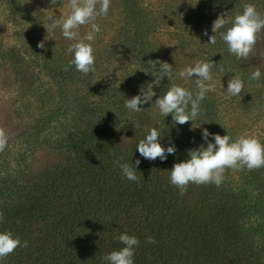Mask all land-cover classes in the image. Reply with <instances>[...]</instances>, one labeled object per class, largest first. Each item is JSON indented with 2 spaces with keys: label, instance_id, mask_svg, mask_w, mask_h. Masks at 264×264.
I'll return each instance as SVG.
<instances>
[{
  "label": "trees",
  "instance_id": "trees-1",
  "mask_svg": "<svg viewBox=\"0 0 264 264\" xmlns=\"http://www.w3.org/2000/svg\"><path fill=\"white\" fill-rule=\"evenodd\" d=\"M136 39L146 67L155 73L158 66L149 63L143 48L146 37L136 34ZM11 57L15 62L17 54ZM164 81L163 91L170 86ZM29 92L40 99L39 118L23 134L24 144L41 134L51 138L21 152L16 167L0 158V229L28 242L3 264H102L105 253L121 246L114 237L122 231L139 240L135 264H264V167L244 169L248 187L232 184L226 169L219 187L189 184L180 195L168 170L186 158L190 138L166 160L150 161L136 150L139 130L126 139L119 129L125 115L120 110L94 119L84 106L71 111L63 105L60 100L68 96L60 98L61 90L55 94L33 85ZM17 113L32 117L36 112L24 104ZM167 132L164 128V146ZM41 147L64 160L34 171L30 164ZM136 159L139 183L124 178L114 163ZM148 236L154 243L146 242Z\"/></svg>",
  "mask_w": 264,
  "mask_h": 264
},
{
  "label": "rangeland",
  "instance_id": "rangeland-1",
  "mask_svg": "<svg viewBox=\"0 0 264 264\" xmlns=\"http://www.w3.org/2000/svg\"><path fill=\"white\" fill-rule=\"evenodd\" d=\"M137 1L136 6L131 0H110L107 16L94 21L100 32L92 42L93 70L85 75L74 66H68L72 57L67 48L75 41L66 40L59 28L49 29V16L59 18L70 11L68 0H56L54 4L50 0H0V128L6 131L9 142L0 158L8 159L13 162L12 167H16L21 152L31 150L36 141L51 138L41 134L32 144H24L23 134L39 118L40 99L31 98L29 92L33 85L55 94L61 90L62 99L67 93V100H60L63 105L70 106L71 111L84 106L94 119L101 114L118 115L120 110L125 115L121 117L119 129L126 132V139L133 138L139 130L135 136L141 140L150 127L158 126L168 129L165 138L170 139L169 142L178 145L190 138V148H195L203 143L201 129L206 127L210 133L217 134L219 129L223 133L220 135L227 132L232 137L250 134L264 143V30L257 34L247 59L238 60L229 54L227 45L218 35L215 44L207 43L214 34L212 23L218 15L226 13V18L231 19L242 12L247 3L254 4L264 15V0H199L195 7L190 4L194 0ZM88 31L90 25L81 26L80 37ZM136 34L147 39L143 48L150 54V64L155 65L159 60L172 65L171 78H164L168 85L179 83L194 90L195 77L184 80L178 77V72L196 61L214 63L212 89L201 102L205 109L197 121L209 122L202 123L192 134L187 131L192 122L173 126L171 114L165 120L159 115L155 96L151 103L142 105L139 112L124 107V99L139 94L141 88L153 81L152 75H156V71L152 73L146 67L140 45L133 42L137 40ZM40 41H44L43 48L38 47ZM14 52L17 58L12 62ZM256 68L261 70L262 76L253 81L250 74ZM235 74L241 76L245 86L239 96H231L226 90L227 81ZM153 87L157 96L168 89L163 91L160 85ZM24 104L35 111V115L22 117L17 113ZM63 121L66 122L64 118ZM217 125L218 128H213ZM63 160V154L41 147L30 166L38 171L42 166ZM244 169L228 172L229 180L239 188L250 186L243 178Z\"/></svg>",
  "mask_w": 264,
  "mask_h": 264
},
{
  "label": "clouds",
  "instance_id": "clouds-1",
  "mask_svg": "<svg viewBox=\"0 0 264 264\" xmlns=\"http://www.w3.org/2000/svg\"><path fill=\"white\" fill-rule=\"evenodd\" d=\"M198 2L199 0H194L190 4L195 7ZM50 3L54 4L56 0H50ZM68 4L70 11L66 16L48 17L49 29L59 28L66 40L75 41L67 48V52L72 57L68 66H74L76 71L86 75L93 70L95 56L92 42L95 35L100 32L99 25L94 21L97 17L107 16L110 0H68ZM85 25H90V31L80 37L79 29ZM211 30L214 34L209 36L207 43L215 44L218 35L219 39L227 45L229 54L234 55L238 60L247 59L256 42L257 34L264 30V15L257 11L254 4L247 3L242 12L231 19L226 18V13L218 15L212 23ZM204 34L207 35V32L205 31ZM44 46V41L38 42V47ZM156 64L158 65L156 75L151 74L154 77L153 81L147 84L146 88H141L139 94L130 99H124V107L132 112H139L143 108L141 106L151 103L155 96L159 115L165 120V117L171 114L173 126L192 122L190 130H195L202 123H208L207 120L199 123L197 121L203 115L201 102L205 99L206 93L212 89L211 72L215 66L214 63L196 61L192 66L178 72V77L184 80L195 77L194 90L179 83H172L161 96L156 95L153 86L158 87L164 78L170 79L173 69L167 62L157 60ZM261 76V70L256 68L251 72L250 79L256 81ZM244 87L241 76L235 74L227 81L226 90L231 96H239ZM162 132L163 129L158 126H152L147 130L143 139L136 145V150L141 157L150 161L157 158L164 161L168 155L176 153L174 142L170 141L167 146L162 144L164 139ZM201 140L203 143L195 148L187 149L186 158L174 162L168 170L169 183L178 189L180 195L185 193L189 184H214L219 187L224 180L226 169L245 168L250 171L264 167V143L253 135L232 137L227 132L224 135L210 133L205 127L201 129ZM7 144L8 135L3 128H0V151H3ZM114 163L119 167L124 178L130 182L139 183L142 178V174L137 175L139 159L126 163L119 161ZM114 239L121 246L105 253L100 258L102 264H135L138 238L134 234L122 231ZM146 242L154 243L153 237H146ZM27 246L28 242L22 241L21 237L13 231L0 229V264H3L4 258L16 248Z\"/></svg>",
  "mask_w": 264,
  "mask_h": 264
}]
</instances>
